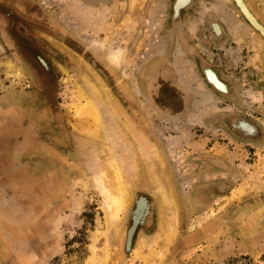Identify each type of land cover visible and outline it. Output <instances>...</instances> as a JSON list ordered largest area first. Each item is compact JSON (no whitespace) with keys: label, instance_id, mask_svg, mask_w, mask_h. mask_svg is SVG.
<instances>
[{"label":"rangeland","instance_id":"374dc122","mask_svg":"<svg viewBox=\"0 0 264 264\" xmlns=\"http://www.w3.org/2000/svg\"><path fill=\"white\" fill-rule=\"evenodd\" d=\"M0 207V264H264V35L236 0H0Z\"/></svg>","mask_w":264,"mask_h":264},{"label":"bare ground","instance_id":"6f19581e","mask_svg":"<svg viewBox=\"0 0 264 264\" xmlns=\"http://www.w3.org/2000/svg\"><path fill=\"white\" fill-rule=\"evenodd\" d=\"M110 56H109V58H111V60L114 62V63H116V64H118L121 60H122V50H118V51H111L110 52V54H109ZM85 99V98H84ZM86 100V103L85 104H83L82 103V101H80L79 99H78V101H77V109H76V116H79L80 117V115H83V114H85L86 113V111L87 110H93V112H94V117L97 119V125H99V123L101 122V120H100V115H99V111H97V108L95 107L96 106V104H95V102H93L92 100H89V99H85ZM90 114V113H89ZM93 116V115H92ZM80 118H82V116L80 117ZM93 120H94V118H93ZM78 126V125H77ZM83 127V126H82ZM96 127H98V126H96ZM90 130V129H89ZM94 130V129H93ZM97 129H95V131H96ZM96 133V132H95ZM92 134V133H91ZM97 134V133H96ZM90 136H92V135H90ZM96 136V135H95ZM148 162V161H147ZM114 167V166H113ZM104 175V174H103ZM159 178V177H158ZM107 179H109L110 180V182L109 183H111V186L113 185V187L111 188V186H110V188L111 189H117L119 192H123L124 191V180H123V178H122V176L120 175V172L119 171H115L114 172V174H113V176H112V178L110 179V177H108L107 176ZM99 180L102 182L103 180H101V177L99 178ZM126 183V182H125ZM127 186V185H126ZM101 187H102V189H104V190H106V188H105V186L102 184L101 185ZM116 191V190H115ZM107 207L109 208V205H107ZM161 209V208H160ZM114 220H115V218H114ZM115 223V222H114ZM113 223V224H114ZM170 234V233H169ZM168 234V235H169ZM168 237H170V236H168ZM141 238V240H139L138 241V245L139 246H143L145 243L143 242L144 240L142 239V237H140ZM168 240V239H167ZM109 241V240H108ZM110 242V241H109ZM108 246V245H107ZM146 247V246H145ZM150 248V247H149ZM107 252V251H106ZM148 253H149V251H148ZM104 257V256H103ZM145 257V256H144ZM103 259V258H102ZM106 262V261H105ZM107 263V262H106ZM101 264H103L102 262H101Z\"/></svg>","mask_w":264,"mask_h":264},{"label":"water","instance_id":"95a60500","mask_svg":"<svg viewBox=\"0 0 264 264\" xmlns=\"http://www.w3.org/2000/svg\"><path fill=\"white\" fill-rule=\"evenodd\" d=\"M237 3H239V6L242 10V12L244 13V15L249 19V21L257 28L261 31V33L264 35V27L258 23L257 19L249 12V10L247 9L246 5L244 4L243 0H236ZM213 82L220 86L218 80L215 77H212Z\"/></svg>","mask_w":264,"mask_h":264},{"label":"crops","instance_id":"0c3cea01","mask_svg":"<svg viewBox=\"0 0 264 264\" xmlns=\"http://www.w3.org/2000/svg\"><path fill=\"white\" fill-rule=\"evenodd\" d=\"M28 182H30L29 180H27L26 181V183H28ZM2 218V219H1ZM3 219H9L8 218V213H5L4 211H3V209H1V207H0V231H1V229H3ZM10 220H12V219H10ZM10 222V224H8V225H5V228L7 227V226H9L8 228H10L11 227V224H12V222L11 221H9ZM7 229V228H6ZM28 232L26 231V235H28L27 234Z\"/></svg>","mask_w":264,"mask_h":264}]
</instances>
